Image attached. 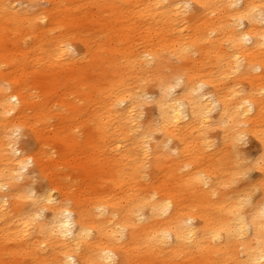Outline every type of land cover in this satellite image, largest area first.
I'll return each mask as SVG.
<instances>
[{"label":"bare ground","instance_id":"bare-ground-1","mask_svg":"<svg viewBox=\"0 0 264 264\" xmlns=\"http://www.w3.org/2000/svg\"><path fill=\"white\" fill-rule=\"evenodd\" d=\"M43 1L0 0V264H264V0Z\"/></svg>","mask_w":264,"mask_h":264},{"label":"rangeland","instance_id":"rangeland-1","mask_svg":"<svg viewBox=\"0 0 264 264\" xmlns=\"http://www.w3.org/2000/svg\"><path fill=\"white\" fill-rule=\"evenodd\" d=\"M44 4L45 2L43 0H40V6H44ZM29 41H31V39ZM179 90H180L179 87L175 89L176 92H178ZM55 109L61 111L62 107L56 106ZM150 111H152V107H151V104H148L146 106V112L143 115V120L147 119ZM18 141H19L18 146L21 147L22 152L32 151L35 147L34 146L35 141L30 136L29 133L26 134L24 132L21 136H19ZM62 148L63 146H57V150L62 149ZM241 150H242V153L244 154L245 159L248 160L249 162L255 161L261 153L259 142L257 141L256 138L252 136L247 137L241 143ZM55 155H57V152L55 153ZM32 168L33 166L30 164L26 172L28 173L30 185L32 186L35 192H39L40 190L44 189L45 180L39 179L37 177V171ZM259 179H260V175L258 174V172L256 170H250L248 173L244 174L241 177V180L238 182V185L240 186V188H245V187L251 186L253 183L258 181Z\"/></svg>","mask_w":264,"mask_h":264},{"label":"clouds","instance_id":"clouds-1","mask_svg":"<svg viewBox=\"0 0 264 264\" xmlns=\"http://www.w3.org/2000/svg\"><path fill=\"white\" fill-rule=\"evenodd\" d=\"M262 39H264V37H262ZM244 40L247 41V40H248V37L245 36V37H244ZM261 47H264V45H261ZM257 71H258V69H257ZM181 82H182V78H176V79H175V83H174V85L168 89L169 93H171V92L174 90L175 87H179L180 84H181ZM203 88H204V85H203V84H199V85H197V87H196V91L199 92V91H201ZM246 103H247V101H246ZM214 107H215V106H214ZM248 107H249V109H251V108H252V105H251V104H248ZM21 131H22V129H20L19 127H17L16 129L13 130L12 135L15 136V137L18 139V138H19V133H20ZM9 139H11V137H9ZM170 143H171V142L169 141V144H170ZM9 147L12 148V152H13L15 155H20V153L17 152L16 148H15L12 144H10ZM30 164H31V161H29V165H30ZM27 166H28V165H25V167H27ZM0 187H2V186H0ZM67 215L70 217L71 214L68 213ZM64 234L67 235L68 233H64Z\"/></svg>","mask_w":264,"mask_h":264}]
</instances>
